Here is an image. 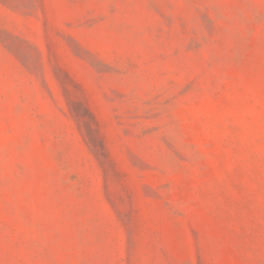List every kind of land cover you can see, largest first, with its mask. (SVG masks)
<instances>
[{
	"label": "rangeland",
	"instance_id": "obj_1",
	"mask_svg": "<svg viewBox=\"0 0 264 264\" xmlns=\"http://www.w3.org/2000/svg\"><path fill=\"white\" fill-rule=\"evenodd\" d=\"M0 264H264V0H0Z\"/></svg>",
	"mask_w": 264,
	"mask_h": 264
}]
</instances>
